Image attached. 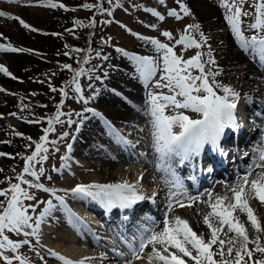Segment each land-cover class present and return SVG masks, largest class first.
Returning a JSON list of instances; mask_svg holds the SVG:
<instances>
[{"label": "snow or ice", "instance_id": "6c2138e0", "mask_svg": "<svg viewBox=\"0 0 264 264\" xmlns=\"http://www.w3.org/2000/svg\"><path fill=\"white\" fill-rule=\"evenodd\" d=\"M243 4L244 0H220V6L225 9V20L239 47L246 52L257 53L261 61H264V0H254L252 5L254 13L245 11ZM51 6L56 7L55 4ZM60 7H63V5H60ZM84 7L91 8L93 5H84ZM95 7L101 12L105 11L99 4ZM180 7L185 15L191 14L183 3L180 4ZM153 13L159 19H164L154 10ZM168 15L174 16L177 20L181 19L175 10H170ZM249 15H254V21L248 25V28L256 30V33L251 37L245 36L242 27V17H248ZM0 17L18 20L23 27H30L20 17L10 16L6 11H0ZM152 27H155V25H152ZM192 29L199 31V25H187L184 34L175 41V44L184 45L185 48L195 47L199 49L201 43L191 35ZM32 30L35 31V29ZM162 35L169 39L172 38V33L169 31H164ZM143 39L148 40L150 38L144 37ZM199 39L200 41L206 40L203 32L199 33ZM150 42L158 52L163 53L162 68H159L158 62L149 56L133 55L132 59L136 61L137 70L146 83L152 80L159 68L161 72L160 79L155 82L154 86L168 89L167 94L149 91L147 113L151 117L154 148L160 161L157 167L172 176V179L166 180V183H169L175 191H170L169 194L168 211L164 213L163 228L159 231L151 227L145 228L138 238V247L129 244L132 258L141 260L146 257L148 264H241L242 261L244 264H248V261H252V264H264V259L253 260L254 253L264 255V245L260 243L259 235L264 232V226L261 225L254 209L250 206L251 199H256L261 205H264V149L257 150L258 158L253 161V165L248 172L240 177L237 183L228 188V192L231 193L230 197L227 193L224 195L215 194L213 200L214 194L209 191L207 194L208 199L201 201L211 209L203 216V223L210 232L207 240L204 239L202 233L197 234L189 226L187 220L176 215L169 216V213L173 212L174 203L181 208L185 206L181 197H185L190 201L188 207H192L191 201L199 200V197H192L187 194L182 183L171 172L167 161L173 156L181 157L182 160L198 156L206 144L217 147L225 129L236 127L235 112L240 94L230 86L220 84L215 79L219 75V71L205 68V63L215 64V60L210 54L206 62L202 59L204 53L199 51L190 58L183 59L181 55L174 51L175 45L169 46L156 39H150ZM0 50L28 51L27 49L13 48L11 45L6 48L0 46ZM74 51L80 50L75 49ZM118 51L121 50L118 49ZM65 55H68V53H65ZM63 67L66 69L71 68L67 64ZM193 69L198 70L199 74H193ZM73 71L75 74L71 84L74 85V91L78 98L84 100L78 78L85 74V70L81 68L78 71ZM0 72L11 75L3 65H0ZM217 88L222 91V95L217 93ZM53 90L55 91V89ZM60 92L62 96L67 95L63 88L60 89ZM169 109L171 114H167ZM181 110H190L197 113L199 118L193 119ZM95 114L99 115L98 113ZM12 115H15V113ZM62 115L65 114L60 111V105H57V112L49 120V127L44 129V135L40 137V141L35 143V150L31 155L24 157L23 171L16 177L19 183H9L8 188L0 189V196L5 197L4 200H0V259L5 264H12L13 259L18 260L20 264H28L26 259L20 256L10 257L2 250L7 248L14 253L22 244L29 243L26 239H10L6 233H23L24 236L38 237V230L43 218L50 215L52 209L56 207L52 200H48L43 211L33 218L29 215L28 210L32 208L35 211L34 206L31 204L25 206L24 201L33 200L34 196L27 189L21 187V184H27L29 187L42 189L45 192H52L55 195L54 190L46 188L42 183H33L25 179L24 173L39 181L44 169L41 167L39 171L34 170L32 162L36 160L37 156H39L40 162L47 159V155H41V153L48 152L46 147L48 133L54 131L53 123L63 122L60 120ZM29 122L38 123V121ZM68 123L71 124L72 121L69 120ZM175 128H179V131H174ZM116 134L119 135L118 132ZM16 135L22 134L17 132ZM125 142L127 143V141ZM67 148L70 152L72 145L69 144ZM4 155L6 154L0 153V156ZM61 159L64 160L67 157ZM252 167L259 168L261 171L250 179ZM71 194L81 200L90 198L109 209L114 207L129 208L137 201L146 199L138 192L137 184L128 181L109 184H77L71 189ZM55 199L59 202L60 207L73 218V222L83 223L80 217L67 208L63 196H56ZM237 211L246 214L249 223L258 234L255 238L249 237L248 229L240 222L239 216L235 215ZM213 219L217 223L214 224ZM225 226H227L228 233L235 234L227 240L220 236ZM27 229H31V231ZM217 243L220 247L214 252L212 245ZM249 243L254 244L255 247L249 249L247 246ZM226 244L228 247L225 249ZM236 244L239 246L235 247ZM148 246H151V251L145 253V248ZM233 252L235 253L234 261L232 259ZM117 254L123 255V253ZM51 255L57 257L62 264H85L86 260L91 259L85 257L74 261L54 251L51 252ZM216 255H219V260L214 258ZM245 257H247V260H245ZM128 264H131V261H128Z\"/></svg>", "mask_w": 264, "mask_h": 264}, {"label": "rangeland", "instance_id": "374dc122", "mask_svg": "<svg viewBox=\"0 0 264 264\" xmlns=\"http://www.w3.org/2000/svg\"><path fill=\"white\" fill-rule=\"evenodd\" d=\"M192 1L196 3V6L218 5V7L224 11L225 15V9L220 6V0ZM192 1L0 0V4L3 6L0 11H6L10 16H18L30 26L25 28L18 20L8 17H0V33L3 37L7 36L11 40V42H6V40L0 41V46L6 48L8 45H11L16 49H27L28 51H16L14 53L28 57L32 56L34 60L37 58V61H35L39 64V70L37 68L31 71L28 75H23L19 79H13L11 82L12 85L3 82L0 86V149L2 153L6 154L0 156V189L8 188L9 183H19L16 177L23 171L24 157L31 155L35 150V143L39 142L40 137L44 135V129L47 128L46 126L48 125L49 120L57 112V105H60V111L65 115L60 117V120L63 122L54 123V131L48 133V143L46 144L48 152L41 153V155H47V159L40 162L39 156H37L36 160L32 162L34 170L39 171L42 167L44 172L40 175L39 181H36L34 177L29 176L27 173H24V178L33 183H42L46 188L51 186L58 187L64 184L69 187L82 183L76 180H71V177L74 173L76 176H80V174L84 175L85 173V175L89 174L90 170L85 169V166H80V169H73L74 171H71V174L66 173V170L64 169L66 168L65 165L68 163L74 162L75 164L81 165L85 163V161L82 160L83 158H81L82 154L75 152V139L77 133L82 132V130H80L82 127V121L92 115L97 119H101L103 116L105 118L102 107L97 102L98 94H102L99 91L97 81H103V77L101 76L103 75L104 68H109V70L115 71L119 68L124 69L125 71H133L137 67L136 61L132 59L133 55L152 57L158 62L159 68H162L163 53L156 50L155 46L150 42V39L159 40L161 43H166L169 46L175 45L174 51L178 55H181L183 59L190 58L195 55L197 51L204 53L202 59L206 62L209 57H207L205 53L213 55V49L210 45L206 44V42L204 44L197 39L198 42L201 43V47L199 49L194 47V50L191 48H184V50L182 49L184 45L175 44V41L184 34L186 26L190 24L193 25V23H191V15L195 7L191 5ZM253 2L254 0H244L243 9L249 13H254V8L252 7ZM181 3L189 9V12L191 13L190 15L184 14L180 7ZM52 4H55L56 7H52ZM97 4L105 9V11H99L95 7ZM60 5H63V7H60ZM84 5H93V7L88 8L84 7ZM22 7L27 10V13L21 12L20 8ZM29 10L31 13H29ZM153 10L156 13H159L160 16H163L164 19L161 20L157 15H154ZM170 10H175L181 19L177 20L174 16H169L168 12ZM42 14H51L53 21L52 19L44 18V21L46 22L38 23V21H35L32 18L29 19V16L40 19L43 16ZM242 20V27L245 36L251 37L256 33V30L251 29V34H246L245 29L254 21V15L242 17ZM152 25H155V27H152ZM32 29H35V31ZM192 30L191 35L196 38L194 33H192ZM164 31L171 32L172 38L169 39L168 37L163 36L162 33ZM19 36H26L28 38L41 36L47 43L53 42V46L51 47L53 49L50 47L48 48L49 50L43 47L33 48L29 46V44L27 45L26 42L21 43L15 41V38ZM46 37H49L50 39ZM144 37L150 39H143ZM91 47L92 50L90 49ZM75 49H79L80 51H74ZM118 49L121 51H118ZM2 51L5 52V50H0V52ZM48 53H50V55ZM65 53H68V55H65ZM97 53H99V55H97ZM125 53H127V55H125ZM246 56L249 59L251 58L248 53H246ZM62 63L64 65H70L71 68H64ZM207 65L208 63H205L206 69ZM80 68L85 70V74L80 76L81 78H78L82 95L85 98L84 100L78 98L74 91V85H70L75 74L73 70L78 71ZM159 68L157 74L152 80L147 83L143 80L139 88L141 96L146 102L149 91L156 93L162 92L165 94L168 93L167 88H156L154 86L155 82L160 79L161 72ZM192 71L193 74H199L196 69H193ZM253 71L256 72L255 69ZM245 80H251V82H249L253 88L258 86L257 82H262L257 81L258 79L255 78L252 79L251 76ZM66 86L69 87L66 88ZM61 88L67 93L66 96H62L60 92ZM53 89H55V91ZM90 97L91 99H89ZM255 97L261 98L258 94H255ZM62 100L63 103L61 104ZM5 108H7V110ZM252 110L256 111L252 107L249 112H252ZM181 111H184V113L189 116L196 114L194 112L191 114L190 110ZM249 112L244 111L246 115L251 114V112ZM13 113H15V115H12ZM95 113H98L99 115H96ZM167 114H171L170 109L167 110ZM143 118L144 116L142 117V115L136 117L137 120H143ZM247 118L249 117L247 116ZM250 119L254 118L251 117ZM69 120L72 121L71 124L68 123ZM29 121H38V123H30ZM23 123L30 125V129H22L21 125ZM247 123H249L247 128H250V126L253 127L256 125L257 122L251 120ZM139 128L141 129L142 126H139ZM117 130L118 133L121 131V129ZM174 131H179V128H175ZM17 132L22 135H16ZM132 139L135 138L132 137ZM69 144L72 145L70 152L67 148ZM139 149L138 152L140 153L141 149L144 148L140 147ZM68 152L69 156L67 159L62 160L61 158L66 157L65 155ZM142 154L145 155V151ZM244 172L245 173L242 175H245L248 170H245ZM93 173H95V171ZM21 187L27 189L34 196L33 200L24 201L25 206L29 204L34 206L35 211H33L32 208H29L28 210L29 215L33 216V218L43 211L48 200H52V203L56 205V207L52 209L51 213L61 217L63 221L62 223L67 221L68 213L60 207L59 202L55 199L56 196H63L64 202L67 205L69 203L66 202L67 196L64 194L52 195V192H45L42 189L29 187L27 184H21ZM4 199L5 197L0 196V200ZM158 203L160 204L161 202ZM157 207L159 208V205ZM49 216L51 218L53 216L56 217L52 214L47 215V217ZM139 221L142 220L140 219ZM142 222H145L144 225L146 224V221L143 220ZM139 226L142 228L143 223H139ZM27 230L31 231V229ZM41 233L42 232L38 230V237L24 236L23 233H6L9 235L10 239H26L29 243L22 244L14 253L11 249L7 248L2 251L10 257L18 255L24 257L28 264H52V261L47 258L46 248H43L40 245L43 241ZM262 233L259 234L261 239L260 243L264 245V233L263 235ZM250 238H255V236ZM238 246V244L235 245V247ZM247 246L249 249L255 247L252 243H249ZM146 252L148 251L145 250V253ZM214 258L217 260L220 259L219 255H216ZM232 259L233 261L235 259L234 252L232 254ZM256 259H264V255L254 253L253 260ZM144 260L147 261V258L145 257ZM245 260H247V257H245ZM128 261H131V264H136L137 260L131 259L123 263L128 264ZM0 264H5V262L0 259ZM12 264H20V262L13 259ZM241 264H244V262L242 261ZM248 264H252V261H248Z\"/></svg>", "mask_w": 264, "mask_h": 264}, {"label": "bare ground", "instance_id": "6f19581e", "mask_svg": "<svg viewBox=\"0 0 264 264\" xmlns=\"http://www.w3.org/2000/svg\"><path fill=\"white\" fill-rule=\"evenodd\" d=\"M191 5L195 7L191 15V23H193V25H199V31L193 29L192 33H194L196 39H199V33L203 32L206 40L201 42L204 44L206 42V44L210 45V47L213 49V55L210 56L215 60V64L208 63L207 69L219 71V75H217L215 79L220 84L228 85L240 94L238 100L239 102H237V108H239V110L241 109V111L249 112L248 109L250 106L256 109V112L252 113L249 118H247L248 115H246L244 112L241 113V117L243 118L241 121L242 125H236L235 127L238 129V138L252 136L254 132L256 135H259L260 141H263L264 61H261L257 53H253L251 51L246 52L239 47L227 21L225 20L224 11L221 10L218 5L196 6L194 1L191 2ZM2 8L3 6L0 4V10ZM20 9L22 13H27V10L23 7ZM29 13H31V11ZM43 16L40 19L29 16V19L32 18L35 21H38V23L46 22L44 21V18L52 19L53 21L51 14ZM250 30L251 29L247 27L245 29V33L251 34ZM46 38L50 39L49 37ZM15 39L17 42H26L27 45L29 44V46L33 48L43 47L48 49L49 47L51 48L53 46V42L47 43L46 40H44L41 36H33L30 38L26 36H19ZM5 40L6 42H11L9 37H3V35L0 33V41ZM184 48L185 47L183 46L182 49ZM191 49L194 50V47H191ZM246 53L249 54L251 57L250 59L246 56ZM48 54L50 55V53ZM205 55L209 57L208 53H205ZM35 60L32 58V56L28 57L21 54L18 55L14 52L12 53V51L0 52V65H3L8 70V72L11 73V75H6L4 72H0V86L3 82L5 84L7 83L12 85L11 82L13 79H19L21 76L28 75L31 73V71L37 69L39 64L36 62L37 60ZM62 65L64 64L62 63ZM254 69L256 72L253 71ZM250 76L252 79L255 78L258 79L257 81L262 82H257L258 86L253 88L250 83L251 80H249L250 82L245 80ZM101 77H103V81H97V84L99 91L102 94H98L97 102L102 107L105 118L103 116V118H99V120L92 115L87 117L86 120L82 121V127L80 129L82 132L77 133L75 139V152L82 154L81 158H83L82 160H84L85 163L82 165L75 164L74 162L68 163L65 165L66 168L64 170H66V173L71 174L74 171L73 169H80V166H85V169L90 170L89 174L85 175V173L84 175L80 174V176H76L74 173L71 177V180H76L82 183L87 182V179L91 177V173L95 171V175L92 176L95 177V179L92 180L93 183L106 184L128 181L129 183L137 184L138 192L140 194L145 197L152 195V199H156V205L154 206L155 209H157V212L153 211V209L148 206V200L144 199L137 201L136 204L125 209V212L122 214H126L127 219H125L124 222H121L117 219H115V221H111L117 215V211L115 209H111L109 218L113 226L109 228V230L106 229L108 236L104 237L103 240L96 237H89V240L86 242H79L76 240L75 235L71 234L70 229L64 228L67 223L66 225L63 224L61 217L51 213L56 217H44L40 224L39 231L42 232L41 236H43V241L40 245L41 247L46 248L47 258L52 261V264H62V262L57 257L51 255V252L53 251L60 253L61 255L74 261L84 259L85 257L91 258L86 260L85 264H124L123 262L133 259L130 250L122 256L118 255L116 250L115 252L112 251L111 247L119 249V246L117 245V234L121 233L122 231L131 232L135 230V227L138 224L137 221L140 219L142 221H146L145 227L137 232V240L134 245L138 247V238L143 233L145 228L151 227L157 231L161 230L163 228L164 213L168 211L170 191H175V189L172 188L169 183H166V180L172 179V176L157 167L160 161L158 153L154 148L152 125L150 122L151 117L147 113L148 103L143 100L141 91L139 90L143 79L141 78L137 67L133 71H125L121 68L116 69L115 71L109 70V68H104L103 75ZM209 79L211 80V77ZM216 91L218 94H223L218 88ZM255 94H258L261 98H256ZM5 109L7 110V108ZM236 114L237 113L235 112V115ZM138 115H142V117L144 116L143 120H137L136 117H138ZM190 117L197 119L199 118V114L196 113ZM251 117L254 119H250ZM251 120L253 122L256 121L257 123L253 127L250 126V128H247V125L249 124L247 122ZM139 126H142V128L140 129ZM30 127V125H26L24 123L21 125V128L24 130H27L28 128L30 129ZM117 129H124L125 131H128L127 129H129L130 131H128L129 135L127 138L128 141H130L133 145V148L131 147V150L124 157L122 163L116 159L112 151L113 148L116 149V144L119 141L117 140ZM226 129L228 130V128ZM226 129L225 132H227ZM228 136L229 133H227L224 138H227ZM132 137L136 139H132ZM259 143L261 144V142ZM140 147L144 148L141 149V152L143 153L145 151V155L138 154L137 150L139 151ZM227 147V149L231 151V148L229 146ZM0 153H2L1 149ZM65 156L68 157L69 152L66 153ZM2 158L5 159L4 157ZM175 160H178L177 156L171 157L167 161V165L171 169V172L175 174V176L184 178V174L187 173L186 164L182 165L181 167L178 165L172 167V164H174ZM206 161L210 163V165L207 167V170H204V172L199 170V174H196L194 181V185H197L196 188L193 190H188L187 188L191 184V181H187L186 178L180 181L187 194L192 197H199V200L191 201L192 207H188L187 205L190 203V201H188L185 197H181V200L185 206L181 208L174 203L173 212L169 213L170 217L172 215H176L187 220L189 226L197 234L202 233L205 240L209 238L210 232L207 226L203 223V216L210 212L211 209L207 206V204L201 203V201H206L208 199L207 194L209 191L214 194L213 200L215 199V194L224 195L227 193L230 197L231 193L228 192V188L231 185L237 183L239 178L243 176L239 161H236L235 163V167H238L237 170H232V172H227L228 163L220 162V165H218L213 163V161L210 159H206ZM202 164L206 166V163L203 162ZM215 165L218 166L216 167ZM249 168L247 170H249ZM196 170L197 169H195L194 173ZM259 171H261V169L252 167V176H250V179L254 178L256 173ZM67 188L69 187L64 184L58 188L52 187L48 189H56L66 195L67 202H69L68 206L72 207L73 209L79 206L85 207L86 209L89 208V206H87L86 199L81 200L75 198ZM158 202L161 203L159 204ZM158 205L159 208L157 207ZM250 206L254 209V212L259 218L261 225L264 226V205H261L256 199H251ZM147 211L153 215L147 217L143 216V214ZM79 213L82 214L79 217L86 219V223L91 225L95 221L99 223L97 219L98 217L93 213L88 212L83 208H81ZM235 215L239 216L240 222L243 223L248 229V235L250 237L256 236L257 233L249 223L246 214L237 211ZM69 221L70 217L67 219L68 223ZM213 223L215 224L217 221L213 219ZM226 233L227 235H225ZM234 235V233H228L227 226H225L223 232L220 233L221 238L225 240ZM219 247L220 246L218 243L214 244L212 245V250L215 252ZM225 247L227 248L228 245L226 244ZM145 250L150 252L151 246L146 247ZM136 264H148V261L141 259L137 260Z\"/></svg>", "mask_w": 264, "mask_h": 264}, {"label": "trees", "instance_id": "16d2710c", "mask_svg": "<svg viewBox=\"0 0 264 264\" xmlns=\"http://www.w3.org/2000/svg\"><path fill=\"white\" fill-rule=\"evenodd\" d=\"M92 50V47L90 48ZM48 123V122H47Z\"/></svg>", "mask_w": 264, "mask_h": 264}]
</instances>
